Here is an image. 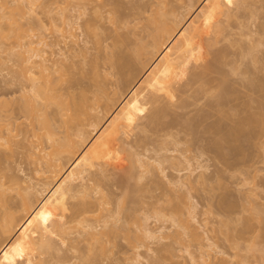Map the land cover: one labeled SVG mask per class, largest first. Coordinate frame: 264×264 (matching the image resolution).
<instances>
[{
  "label": "rangeland",
  "instance_id": "1",
  "mask_svg": "<svg viewBox=\"0 0 264 264\" xmlns=\"http://www.w3.org/2000/svg\"><path fill=\"white\" fill-rule=\"evenodd\" d=\"M158 1L160 2L157 4ZM33 2L37 14L28 16L30 19H27L26 15L21 18L19 12L14 14L18 24L24 19V27H27L25 32L28 34L34 30L35 34L42 33L49 42H54L55 38L59 40L56 30L57 25H60V15L57 12L65 9L66 14L72 15L75 11L77 13V10L82 11L85 8L86 11L83 10L85 13L80 20L84 25H82L84 33L78 39V46L71 41L65 47L62 44L64 51L67 52L61 64L63 66L50 76L53 80L50 85L58 92L54 89L53 91L61 96L56 95V104L52 100L54 103H50L49 100L45 108V113L50 118L49 125L44 123L45 126H41L39 123L42 120L40 118L44 120V111L39 119L35 117L41 115L39 112L47 102L45 105L43 102H37L38 107L40 104L44 106H41L35 116L31 114L28 100L33 99L31 98L33 96L29 94L31 97L27 99V91L25 92L27 98L25 93L23 94L25 88L22 91V87L27 86L25 79L27 77L22 75L25 77L22 78L19 73L21 78L17 77V74L14 75L18 72L19 66L18 63L14 64L15 60L14 63L13 59L11 62L5 61L7 58L5 52L9 53L8 51L16 46L18 34L10 37L12 35V29L10 30L8 25L10 18L5 20L3 18L4 25L1 23L3 28L8 25L11 34L3 28V33H7H2V37L0 33L2 46L0 58L7 62L5 64L2 58V61L0 60V105L3 107L0 109V139L5 137L8 140L3 138L0 140V182L6 183L2 186L4 189L0 187L6 189L2 191L3 193L0 192V197L4 200L6 197L7 200L3 201L0 198V202H6V207L8 206L6 208L0 205V243L3 244V248L0 246V264H136L134 258L137 252L143 257L139 264H146L148 256L150 262L148 264H198L201 261L198 258L205 250L215 254L217 259L227 260V264H240L239 262L264 264V89L263 87L260 88L261 91L257 89L260 85L264 86V0H33ZM41 5L49 9L46 14L56 19L55 24L48 23V16L42 12ZM158 5L168 20L167 22L164 20L166 24L183 21L180 24L182 32L174 27L180 32L181 38L183 37L179 38L183 45L177 48L178 51L184 48V51L180 50L181 55L178 54L177 45L174 46L178 44L177 40L179 41L175 39L177 31L169 30L168 25V30L173 32L166 31L164 36L162 33V37L157 34L162 39L164 37V43L160 44L162 41L160 40V46L154 45L153 40L156 39L157 43L159 41L155 33L153 39L151 32L156 29L154 23L150 25L149 21L152 19L151 13L158 19L164 17L160 11L155 15ZM10 7L12 6L5 9L9 11L12 9ZM74 9L76 10L72 11ZM8 14V17L11 16ZM34 16L42 19L44 17L43 20L48 23L44 22L47 24L44 29L39 30L36 24L31 23L35 19ZM182 17L183 20L180 19ZM26 22L32 28L34 26L33 30H30ZM172 25L171 23V28ZM24 27L21 26L23 30ZM17 28L15 30L18 31ZM158 29L164 28H157L160 33ZM24 34L26 36V33ZM31 34L33 32L29 35ZM173 37L174 40L171 42L170 39ZM142 44L145 48L141 47ZM8 46H12L10 50ZM159 47L163 49V54ZM17 49L16 47L15 50ZM78 49H83V53L86 51L84 54L87 55L83 59L82 50H79V54ZM254 55L258 59L257 57L252 59ZM181 56L186 63L181 61ZM13 58L15 59L14 56ZM9 65L13 67L11 70L14 73L9 69ZM7 69L11 72H7ZM257 94L260 95L259 99ZM251 95H255V99ZM57 104L59 107L63 105L61 109ZM74 106L76 110L71 112ZM62 107H66L65 111ZM66 111L69 114L74 113V120ZM94 115L96 117L99 115L103 120L104 118L106 120V117L110 118L106 133L113 134V138L106 134L109 137L106 140L111 139L112 143L102 141L99 145L94 144L95 147L87 146L86 150L82 145L79 147L81 143L75 134L78 130L84 129L85 132H89L88 135L94 137L96 130L89 124ZM67 120L70 121L67 123ZM63 121H66V124ZM4 122L10 124H7L8 127L12 125L13 130L8 128L9 134H6L7 126L4 127ZM11 130L12 134L15 133L12 135L13 138L10 135ZM35 132H40V136L42 132L43 134L46 132L47 135L53 134L52 139H48V136L47 139L45 136L42 138L43 135L40 139L37 135L39 137L35 139ZM63 135H67L65 137L69 141L72 139L71 143L73 140L76 143L69 144ZM36 142L48 151L60 149L55 150L53 155H50L53 151L50 154L48 152V157L50 155L55 159V162L54 159L51 160L54 164L61 160V165L66 167L70 174V178L66 179L62 187L69 184L74 191L85 180L88 187L102 189V192H105L102 198L106 202H101L102 214L99 212L100 207L96 208L98 212L94 211L98 203L95 202L98 193L86 200L83 197L87 202L84 205L89 209L84 213L81 210L84 201L82 202V197L78 196L80 194L74 198L68 197L69 199L62 196L65 201L61 200L60 193L54 194L55 197L53 195L48 197L49 187L45 190L42 181L51 179L52 174L48 170V174L46 171L45 174L42 169L46 170L44 160L50 157L46 159L47 154L44 153L46 157L42 159L38 151L33 155L32 147L37 145ZM64 142L67 143L63 144ZM58 143L65 146H62L63 148L60 146L61 149ZM75 146L80 148L78 150L82 157ZM45 150L43 151L47 152ZM56 153L57 159L60 160L54 157ZM135 153L142 154L140 156L142 159L150 160L154 165L153 172L145 176L147 179L145 177V180L141 179V182L136 176L139 173L136 169L137 162L136 165L133 164L136 161L132 157L136 156ZM39 155L43 162L39 161ZM79 158L85 159V162L82 160L84 162L82 166L86 170L83 173V180L79 176V179L76 177L78 168L72 166L75 161L79 162ZM159 159H163L160 166L155 162ZM186 159H189V163ZM131 161L136 172H129ZM198 164L202 165L204 171ZM198 167L203 172V179L197 176L201 172ZM190 170H193L189 177L193 180L192 189L188 191L186 186L179 188L173 185L177 190L171 186V180H177L179 177L182 179L181 177L185 175L183 178L187 179ZM132 172L134 177L131 175ZM53 177L52 179L58 175ZM26 182H42L41 185L35 183L34 190L39 191L34 192L32 200H28L30 196L26 197V201L30 203L25 202V193L23 198H20L24 191L18 186L23 187ZM58 187L60 186H57V189ZM61 188L58 192H64ZM181 193L185 194L183 201ZM3 194L4 197L1 196ZM98 201L100 202L99 199ZM192 204L195 206L196 212L193 214L196 215V220L189 214V205ZM117 205H120V212ZM177 205H180V208H177ZM105 207L110 210L114 208L112 211L115 212L118 210L120 220L115 223L118 232L111 231L110 235L107 233L102 237L101 243L105 246V249H102V246L99 248L98 241L96 246L88 244L90 242L86 243L85 237L77 235L76 232L81 231L83 227L82 223V225L78 223L80 217H88V220L94 223L100 215L102 218L106 213H103L104 209L107 210ZM69 209H74V212L72 210L70 213ZM107 217L105 214L104 218ZM171 217L176 219V223L182 218H186L185 222L188 219L187 222L197 228H195L197 238L177 225L181 224L182 220L174 225ZM76 218H79L78 221ZM110 220L109 224L113 223ZM96 222L94 225H97V229H103L98 226L102 220ZM115 224L110 226L116 229ZM158 225H163L164 230L166 227L170 229H166L169 235L166 240L160 241L161 245L156 241L152 243L153 240L145 237L143 232L144 227L155 229ZM208 244H212V247ZM86 245L95 247L92 246L93 249L90 250L91 246L87 248ZM190 253L198 261H192Z\"/></svg>",
  "mask_w": 264,
  "mask_h": 264
},
{
  "label": "bare ground",
  "instance_id": "2",
  "mask_svg": "<svg viewBox=\"0 0 264 264\" xmlns=\"http://www.w3.org/2000/svg\"><path fill=\"white\" fill-rule=\"evenodd\" d=\"M157 1V0H156ZM160 1H158L157 2V4L159 3ZM12 6V7H10V8H12V9H10L9 10V8H8V10L9 11H7L5 8H7L8 6H10L9 4ZM33 0H0V33H1V37H2V35L3 34H5V33H7V32H4L3 33V31H2V28H3V25H4V20L5 19H8V18H10V21L9 20H6V21H9V23H8V25L10 26V30L12 29V32L9 30L8 31V25H6L7 23L5 22V28H3V29H5L6 31H8V34L11 32L12 33V35L10 36V37H12L13 35L14 36H17V35H15V34H18V36H17V38H18V40H17V43H15V45L16 46H14V48L12 47V46H10V47H12V49H14V51L8 46V49L10 50V51H8L9 53H6L5 52V54H7V56L5 55V54H2V56L4 55V56H6L5 58V61L7 60L8 62L10 61L11 62V60L13 59V63H14V60H15V65H16V63H18L19 64V69H18V67H17V70H18V72H17V70H16V68H14L15 69V71L17 72V73H15L14 75L16 76V74H17V77H20L21 78V76L23 75V76H25V77H27V78H25V77H23L22 76V78H25L26 79V83H27V86L25 87H22V91H24L23 92V94L26 92V93H28L27 95H28V98H27V95H26V93H25V95H23V96H25L27 99H29V97H31L29 94H31L33 97H31V98H33V99H31V100H28V104H29V102H30V111H31V114L33 115V116H35V114H36V112L37 111H39L40 110V108H42L41 106L44 104L45 105V103H46V105H45V107L44 108H42V109H44V110H40V112H39V114H41L42 113V111H44L43 112V114H45L46 115V117H45V115H44V120H43V118H40V116H43L42 114L41 115H39V116H37L36 115V117L35 118H37V119H42L41 120V123H39V125H41V126H45V124L44 123H46L47 125H49L48 124V122L50 121V118L47 116V113H45L46 112V106H48V102H49V100H50V103H54L55 102V104H56V101H57V96H59L58 95V93L56 94L55 92L57 91L56 90V88L55 87H51V85L50 84H52V82H53V80H52V77L50 78V76H52L51 74L53 73V72H55V71H58L59 70V68L60 67H62L63 65H61L63 62H64V57H66V53L67 52H65L64 51V47L67 45V43L69 42V41H71V42H73V44L74 45H76V46H78V39L80 38V36H83V33H84V31H83V29H84V27L82 28V25L83 24H81L80 23V20H81V16H82V14H84L85 12L84 11H86L85 10V8L82 10V11H78L77 10V13H76V9H74V10H72V11H75V13H73L72 15L69 13V15L68 14H66L67 12H65L66 10L65 9H61V10H59L57 13L60 15L59 16V20H60V25L58 24L57 25V33H58V36L60 37V39L59 40H57L56 38H55V41L54 42H49V41H47L46 40V37L45 36H43V34L41 33V34H35V32H34V30H33V28H34V24H36L35 26H37L38 28H39V30L40 29H44L45 28V26L48 24V23H50V25H51V23H53V24H55V22H56V19L54 18V17H52V16H48L46 13H48L49 12V9H45L44 7H43V5H41L42 7H43V11L42 12H44L47 16H48V19H49V21H48V23L47 22H45V20H43L44 19V17H43V19H42V17H35V19H34V17H32V19H34L33 21H31V23H34L32 26H33V28L32 27H30V25H29V21L28 22H26L27 24H28V27H30L29 29L30 30H33L32 32H33V34H31V35H29L30 33H32L31 31H30V33L28 34L27 32H25V27H24V24H23V22H24V19H23V22L22 21H20V23L18 24L17 23V18H15L14 17V14H15V12H19V15H20V17L21 18H24L25 17V15H26V18L28 19H30V17H28V16H30V15H32L33 13H35V14H37L36 13V10H35V8L36 7H34L33 8ZM156 3V2H155ZM162 3V2H161ZM41 4H42V2H41ZM156 4V5H157ZM160 5V4H159ZM158 5V8L160 7ZM13 6H14V8H13ZM85 7V6H84ZM158 8H157V10L155 11V12H157L155 15H158V13H159V11H160V8H159V10H158ZM4 9V10H3ZM42 9V8H41ZM45 9V10H44ZM162 11V10H161ZM160 11V12H161ZM10 13L11 14V16H7V14L8 13ZM152 12V11H151ZM165 12V11H164ZM7 13V14H6ZM43 13V14H44ZM162 13V15L165 17H162V19L161 18H157V17H153L152 15L154 14V13H151L150 14V19H151V21H149V22H151L150 23V25H153V23H154V28L156 29V30H154V32H151L150 33V36L152 35L153 36V39H154V33H155V35H156V37H158V36H160V37H162V33H163V36H164V34H166V31H167V33H172L175 29H179L178 31H180L181 30V26L182 25H180V24H182L183 23V21H182V23H178V22H180V21H178L177 23H178V25H177V23H175V22H171L173 25H172V28H171V23H169L168 22V24H166V22L168 21L167 20V18H166V16L164 15L165 13H163V12H161ZM39 14V13H38ZM9 15V14H8ZM42 15V14H41ZM154 15V16H155ZM159 15H161V14H159ZM7 16V17H6ZM37 16V15H36ZM46 16V17H47ZM149 16V15H148ZM152 16V17H151ZM2 18V19H1ZM3 18H4V20H3ZM147 18H149V17H147ZM153 18L155 19H158L157 21L159 22L160 20V24L159 23H157V21H156V19L154 20V21H152L153 20ZM47 19V18H46ZM149 19V20H150ZM166 19V20H165ZM181 20H183V17L182 18H180ZM163 20V21H162ZM164 20L166 21V22H164ZM178 20V19H177ZM184 20L186 21V18L184 17ZM47 23V24H45V23ZM3 25H2V24ZM23 25H22V24ZM25 23V24H26ZM155 23H156V25H155ZM163 23V24H162ZM175 23V24H174ZM186 23V22H185ZM170 24V25H169ZM15 27H14V26ZM148 25H149V23H148ZM160 25V26H159ZM161 25H162V27H161ZM165 27H164V26ZM169 26V30H173V31H169L168 30V26ZM180 25V26H179ZM11 26H13V27H11ZM21 26L22 27H24V30L21 28ZM84 26V25H83ZM16 27H18L17 29H19L20 30V28H21V30H23V31H17V30H15V28ZM151 27V26H150ZM174 27H176L175 29H174ZM178 27V28H177ZM7 28V29H6ZM27 28V27H26ZM153 28V27H152ZM157 28H161V29H163V30H160V29H158V30H160L161 32L159 33V31H157ZM86 29V28H85ZM184 29V28H183ZM4 30V31H5ZM13 30H15V32H13ZM27 30V29H26ZM165 30V31H164ZM177 30H175V31H177ZM28 31V30H27ZM76 31H79V32H77L76 33ZM86 31V30H85ZM169 31V32H168ZM176 32V36L174 35V34H170V35H174L176 38L175 39H179V38H181V36H180V32H182V31H180V32ZM20 32V33H19ZM156 32H158V33H156ZM3 33V34H2ZM10 33V34H11ZM24 33H26V36H25V34ZM39 33H40V31H39ZM175 33V32H174ZM20 34V35H19ZM23 34V35H22ZM157 34H159L158 36H157ZM180 36V37H178V35ZM86 35V34H85ZM169 35V34H168ZM6 36V35H5ZM7 37V36H6ZM8 37H9V35H8ZM160 37H158V40L157 41H159L158 43L156 42V39L155 40H153V41H155V43H154V45L156 46V44H157V46H158V44L160 43V40H162L161 41V43L160 44H163L164 42H163V40H164V37H163V39L162 38H160ZM167 37V36H166ZM170 37H172V36H170ZM4 38V37H3ZM84 38H86L87 39V37H85L84 36ZM183 38V37H182ZM181 38V39H182ZM170 39V38H169ZM57 40V41H56ZM81 40L83 41V39L81 38ZM171 40V42H172V40H174V37H173V39L171 38L170 39ZM81 41V43H83ZM88 42V41H87ZM177 42H178V44H175L174 46H176V49L178 48V46H180V45H183V41L182 40H180L179 39V41L177 40ZM174 43V42H173ZM172 43V44H173ZM176 43V42H175ZM180 43V44H179ZM182 43V44H181ZM62 44H63V46H62ZM86 44V43H85ZM84 44V45H85ZM160 44H159V46H160ZM3 45V44H2ZM0 46H1V43H0ZM83 46V45H82ZM82 46H80V47H82ZM88 45H86V47H87ZM143 44H142V48H143ZM2 47V46H1ZM0 47V48H1ZM4 47V46H3ZM18 48L17 49V51L15 50V48ZM54 47V48H53ZM47 48H51L50 50H47ZM89 48V47H88ZM142 48H140L141 50H142ZM144 48H145V46H144ZM6 49V48H5ZM83 49H84V46H83ZM83 49H78V53H79V50H82L81 52L83 53ZM159 49V51L160 50H162L161 52V54H163V49L162 48H158ZM182 48H180L179 49V51H178V49H177V51H178V54H180L181 55V50ZM184 49V48H183ZM182 49V50H183ZM250 49H252V48H250ZM3 51H4V49H2ZM65 50H67L66 48H65ZM85 50H86V48H85ZM88 50V49H87ZM90 50V49H89ZM254 50V49H253ZM16 51V52H15ZM138 51H139V48H138ZM184 51V50H183ZM0 52H2V51H0ZM86 51H84V53H85ZM256 52V51H255ZM255 52H253V54L255 53ZM82 53H81V55H82ZM83 53V55H82V59H83V57H85L86 55ZM251 53V52H250ZM80 54V53H79ZM256 54V53H255ZM81 55H80V57H81ZM0 56H1V54H0ZM13 56L15 57V59L13 58ZM178 56V55H177ZM178 57H180V56H178ZM254 57H257L256 55H254L253 56V58L252 59H255ZM2 58V57H1ZM1 58H0V60H1ZM62 58V59H61ZM181 58H182V60L181 61H183V62H185L184 60H183V57L181 56ZM81 59V60H82ZM154 59V58H153ZM257 59H258V57H257ZM2 60L4 61V58H2ZM1 60V61H2ZM155 60V59H154ZM0 61V62H1ZM5 61H4V63H5ZM153 61V60H152ZM157 61V60H156ZM155 61V63H157ZM256 61V60H255ZM258 61V60H257ZM7 63V62H6ZM5 63V64H6ZM154 62H153V64H155ZM182 63V62H181ZM186 63V62H185ZM4 64V65H5ZM17 64V65H18ZM1 65H3V63H1ZM10 66V65H9ZM12 66H13V64H12ZM13 68V67H12ZM11 68V66H10V70L12 69ZM61 69V68H60ZM8 70V69H7ZM10 70H8L7 72H9ZM13 73H14V71L13 70H11ZM10 71V72H11ZM61 71V70H60ZM9 72V73H10ZM8 73V74H9ZM21 74V76L19 75V74ZM62 74V73H61ZM261 86V85H260ZM259 86V88H257V89H259V91H261L260 90V88H262L263 87V89H264V86H261L260 87ZM23 88H25L24 90H23ZM53 89L54 90H56V91H53ZM263 89H262V91H263ZM21 91V92H22ZM30 92V93H29ZM58 92V91H57ZM264 93V92H263ZM57 95V96H56ZM258 96V99H259V97H260V95H262V92H261V94L259 95V94H257ZM61 96V95H60ZM252 96V95H251ZM255 95H253L252 97H254ZM256 97V96H255ZM255 97H254V99H255ZM24 98V97H23ZM25 98V99H26ZM59 98H61V97H59ZM26 99V100H27ZM54 99V100H53ZM55 99H56V101H55ZM24 100V99H23ZM51 100L52 101H54V102H51ZM25 101V100H24ZM61 101V100H60ZM37 102H43V104H40V106L38 107V105H37ZM59 102V101H58ZM57 102V103H58ZM62 102H64V101H62ZM49 103V105H51ZM66 103V102H65ZM39 104V103H38ZM54 104V105H55ZM63 104V103H62ZM6 105V104H5ZM43 105V106H44ZM63 105H65V104H63ZM63 105H61V106H63ZM69 105V104H68ZM3 106V105H2ZM57 106H58V104H57ZM60 106V107H61ZM66 106V105H65ZM5 107V106H4ZM59 107V106H58ZM59 107V108H60ZM66 107H68V106H66ZM66 107L64 108V107H62V109L64 110V109H66ZM264 107V106H263ZM3 108V107H2ZM1 108V105H0V109H2ZM28 108V107H27ZM70 109H71V107H69ZM24 109V108H23ZM61 109V108H60ZM26 110V109H25ZM63 110H61V111H63ZM72 110H73V112H74V110H76V106H74V109H71V112H72ZM27 112H28V110H26ZM60 111V110H59ZM65 111V110H64ZM67 112V111H66ZM71 112H70V114H71ZM68 114H69V112H67ZM63 114V113H62ZM69 114V115H70ZM73 114L74 113H72L70 116L73 118ZM87 114V113H86ZM92 114V113H91ZM29 115V114H28ZM66 115V114H65ZM87 115H89V114H87ZM93 115V114H92ZM95 116V115H94ZM98 117H93L94 119L91 121V123H89L90 125H92V127H93V129L94 130H96V133H95V135H94V137H91V136H93V135H88L89 134V132H88V134H87V132H85V130L84 129H81V130H78L77 131V133L75 134L76 136L78 135V138H79V143H81V144H79V147L82 145V147L84 146L85 148L88 146H94V144H101L102 143V141H104L105 143H106V141H108V143L109 144H111L112 142H111V139L113 138L112 136H113V134L111 135L110 134V132H108V133H106L108 130H107V128L109 127V126H107L108 124H110V122H111V120H110V118L109 119H107V117H106V120H105V118H104V120H103V118L101 119L100 118V116L99 115H97ZM67 117H69L68 115H67ZM30 118H32V117H30ZM65 118H66V116H65ZM65 118H63V119H65ZM92 117L90 116V119H91ZM255 118V117H254ZM70 119V118H69ZM89 119V120H90ZM35 120V119H34ZM49 120V121H48ZM66 120V119H65ZM73 120H74V118H73ZM249 120H252L251 118H249ZM255 120L257 121V118H255ZM36 121V120H35ZM40 121V120H39ZM38 121V122H39ZM47 121V122H46ZM70 121V120H69ZM68 120H67V123L69 122ZM43 122V123H42ZM63 122H65V124H66V121H63ZM107 122H108V124H107ZM9 123H10V121H9ZM9 123H7L6 122V124H5V122H4V127L5 126H7L5 129V131H6V134L8 133H10L9 131H10V129H8L9 127H8V125H10ZM52 123V122H51ZM8 124V125H7ZM38 124V123H37ZM44 124V125H43ZM2 125V126H3ZM52 126L54 125V124H51ZM68 125H70V124H68ZM1 126V127H2ZM11 127H12V125H11ZM10 127V128H11ZM113 127V126H112ZM3 128V127H2ZM34 128V127H33ZM52 128V127H51ZM12 129V128H11ZM36 129V128H35ZM9 130V131H8ZM13 130V129H12ZM12 130H11V136L13 135V134H15V133H13L12 134ZM50 130V129H49ZM49 130H47V133H48V131ZM5 131L3 132L4 134H5ZM8 131V132H7ZM34 131H36V130H34ZM65 131H67L68 132V130H65ZM37 132V131H36ZM35 132V133H36ZM53 132V131H52ZM52 132H50V133H52ZM67 132H66V134H67ZM40 133V132H39ZM39 133H36V134H34V135H36L35 136V139H36V137H37V139H38V137L40 136L39 135ZM46 132H44V134H43V132H42V138H44V136H45V138L47 137L48 139H52V135L50 134H48L47 135V133L45 134ZM68 133H70V132H68ZM41 134V133H40ZM55 134V133H54ZM71 134V133H70ZM106 134H109V137H111V139H108V140H106V138H109V137H107L108 135H106ZM37 135H39V136H37ZM106 135V136H105ZM111 135V136H110ZM6 136V135H5ZM8 137H9V135H7ZM41 136L39 137V139L41 138ZM64 136V138L65 139H68V138H66L65 136H67V135H63ZM71 136V135H70ZM14 136H12V138H13ZM55 137V136H54ZM53 137V138H54ZM69 137V136H68ZM4 140H6L5 139V137H2ZM1 138V139H2ZM7 138V137H6ZM9 138H11V137H9ZM8 138V139H9ZM46 138V139H47ZM56 138V137H55ZM60 138V137H59ZM62 138V137H61ZM70 138V137H69ZM101 138H103V139H105V140H102ZM0 139V140H1ZM58 139V138H57ZM59 140V139H58ZM72 140V139H71ZM70 140V141H71ZM101 140V141H100ZM6 141H8V140H6ZM5 141V142H6ZM14 141V140H13ZM12 141V142H13ZM41 142V140H38V142ZM66 141H69V139L68 140H66ZM69 141V144H71L72 145V143L73 142H75L74 140L72 141V143ZM77 141V140H76ZM11 142V143H12ZM58 142V141H57ZM61 142H62V140H61ZM103 142V143H104ZM4 143V142H3ZM10 143V144H11ZM34 143V142H33ZM32 143V144H33ZM37 143V142H36ZM65 143H67V142H64L63 144H65ZM76 143V142H75ZM107 143V144H108ZM10 144H9V146H10ZM41 144V143H40ZM59 145V147L61 146V144L62 143H58ZM69 144H68V146H69ZM75 145H77V144H75ZM33 146V145H32ZM62 146H65V145H62ZM61 146V147H62ZM6 147V146H5ZM31 147V146H30ZM52 147H54L53 146V144H52ZM60 147V148H61ZM76 147V146H75ZM74 147V148H75ZM77 148L76 150L79 152V150H80V148ZM95 147V146H94ZM44 147H42L41 148V146H39V143H37V145L35 144V146H33L32 147V149L34 150L33 152H34V154L33 155H35L36 154V152L38 151L39 152V154L40 155H42L41 156V158L43 159V157L45 158L46 156V159L47 158H49L50 157V155H53L54 153H55V150H57V149H54V151L53 150H50V151H48V150H45V148L43 149ZM63 148V147H62ZM61 148V149H62ZM69 148V147H68ZM73 148V149H74ZM85 148H84V150H85ZM79 149V150H78ZM43 150H45V151H47V152H44ZM60 149L58 148V150L57 151H59ZM86 150H87V148H86ZM53 151V152H52ZM70 151V150H69ZM75 150H73V153H75L74 152ZM83 151V150H82ZM29 152H31V150L29 151ZM43 152V154H41ZM48 152H49V154L52 152V154H50L49 155V157H48ZM47 154L46 156H45V154ZM80 153V156L82 155L81 154V152H79ZM78 153V154H79ZM87 153H88V151H87ZM134 153V152H133ZM142 153V152H141ZM83 154H86L85 152H83ZM136 154V153H135ZM40 155H39V158L38 157H36V160H38V159H40L39 161H41V158H40ZM76 155V154H75ZM132 155V154H131ZM142 155V154H141ZM140 153L139 154H136V156L134 157V156H132L133 157V159H134V165H136L137 166V168L136 169H138L137 171H139V173H137L136 174V176H138L137 177V179L139 180L140 179V182H141V179H144V177L146 176V175H149L150 173H152L153 172V167H154V165H153V163L149 160H146V159H142L140 156ZM58 155H57V153H56V156L54 155V157L57 159L58 157H57ZM80 156H77V158L78 157H80ZM83 156V155H82ZM81 156V157H82ZM168 156V155H167ZM167 156H166V158H167ZM169 156H171V155H169ZM52 157V156H51ZM49 158V159H47V160H44V163L47 165V167H46V170H45V168L44 169H42L44 172L46 171L47 172V170H48V172H50L52 175H51V179H44V180H46V181H42V182H35V183H38L39 185H41V183H42V186H43V184H44V188H45V190H48V189H46L47 187H49V193H50V195H48V197L50 196H54V194L56 195V193H57V195H58V193H60L61 195V200L63 199V201H65L64 200V198H62V196L64 197L65 196V198H67V199H69V198H74V196L76 197V195H78V194H80V195H78V196H81L82 198V202L84 201V199H83V197L85 198V200H86V198H89V196H91L92 197V195H94L95 193L97 194L98 193V196L96 197V201L95 202H98V203H96L97 204V206L95 205V209L97 208H99V210H101V211H99L100 212V214H102L101 212H102V209H103V207L101 206L102 205V203H104V202H106V200L104 201L103 200V196L105 195V192H102V189H99L100 190V192H101V194H99L100 192H99V190H97L96 188H91V187H88V184H86V182L87 181H85L84 180V183H82L80 186H77V187H79L78 189L77 188H75L74 189V191H73V187L72 186H70L69 184H67L66 186L67 187H65V186H63L62 187V184L63 183H66V179L67 178H70L69 176H70V174L68 173V170H67V168L66 167H64L63 165H61V163H60V158L59 159H57V160H60V161H58V163H51L52 161L51 160H53L54 158ZM75 157V156H74ZM145 157H146V155H145ZM38 158V159H37ZM136 158V159H135ZM146 158H148V157H146ZM169 158H171V157H169ZM75 160H76V158H74ZM36 160H34L35 162H36ZM85 160V159H83V158H81V160H80V158H79V162H78V160H77V162L75 161V163L74 164H72V166L73 165H75L74 167L75 168H78V170H77V172H76V174H77V178H78V176H79V178L81 177V179L83 180V173H85L84 171H86L85 170V168H83V166H82V162ZM46 161V162H45ZM80 161H81V163H80ZM132 161H131V167H130V165H129V167H130V170H129V172L130 171H133V172H136V171H134V169H133V167L134 166H132ZM161 161H163V159L162 160H155V162H157V164H158V166H160V164H162V162ZM186 161H187V163H189V159H186ZM41 162H43V161H41ZM54 162H55V159H54ZM85 162V161H84ZM83 162V163H84ZM137 162V163H136ZM40 163V162H39ZM136 163V164H135ZM56 164H58V165H56ZM64 164V163H63ZM65 165V164H64ZM82 167V168H79V167ZM127 166V165H126ZM198 166H200L201 168H202V165H199L198 164ZM73 167V168H74ZM128 167V166H127ZM195 167V166H194ZM200 167H198V168H200ZM204 167V166H203ZM135 168V167H134ZM161 168V167H160ZM197 168V169H198ZM201 168L199 169L200 171H201ZM39 169V168H38ZM129 169V168H128ZM135 169V170H136ZM158 169V168H157ZM156 169V170H157ZM203 169V168H202ZM127 170V169H126ZM43 171H41L40 170V172H42V173H44ZM128 171V170H127ZM161 171V170H160ZM198 171V170H197ZM203 171H204V169H203ZM46 172H45V174H46ZM48 172H47V174H48ZM129 172L127 173V174H129ZM132 172V176L134 177V173ZM192 172H193V170H190V172H189V174L187 175L188 177H187V179L186 178H183V177H185V176H183V177H181L182 179H180V177H179V179H177V180H174V181H170V183L172 184L171 186L172 187H174L173 185H175L176 187H178L179 186V188H180V186H186L185 188L188 190H190V189H192L193 188V185H192V181L193 180H191L189 177H190V175L192 174ZM42 173H40V175L42 174ZM131 173V172H130ZM162 173V172H161ZM69 174V175H68ZM156 174V173H155ZM164 174V173H163ZM58 175V177H56V178H54L55 176H57ZM130 175V174H129ZM165 175V174H164ZM48 176V175H47ZM54 176V177H53ZM135 176V177H136ZM197 176H201V177H199L200 179L202 178L203 179V177L202 176H204L203 175V172L201 171ZM52 177L54 178V179H52ZM129 177H131V176H129ZM47 178V177H46ZM78 178V179H79ZM146 178V177H145ZM154 178V177H153ZM1 179V178H0ZM84 179H85V177H84ZM137 179H136V181H137ZM147 179V178H146ZM155 179V178H154ZM185 179V180H184ZM145 180V179H144ZM197 180V179H196ZM199 180V179H198ZM1 181V180H0ZM25 181V180H24ZM27 181V180H26ZM152 181H154L153 179H152ZM156 181V180H155ZM3 183H1L0 182V187H2L3 185H5L6 183L4 182V181H2ZM83 182V181H82ZM34 182L33 183H31V182H26V184H25V186H18L19 187V189H22L24 192H22L21 194H20V198H23V196H24V194L23 193H25V202H29L30 200L29 199H31V197L33 196V194H34V192L35 191H39V190H34V189H36V184H35ZM47 185V186H46ZM64 185V184H63ZM7 186H9V185H7ZM46 186V187H45ZM57 186H60V187H58V189H60L61 187V189H63L64 190V192H58V189H57ZM69 186L71 187V188H69ZM169 186V185H168ZM166 187H167V185H166ZM172 187H171V189H172ZM176 187H174V188H176ZM3 189H4V187H2ZM168 188H170V186L168 187ZM167 188V189H168ZM172 189L173 191L175 190V189ZM184 188V187H183ZM3 189H0L1 191V193H3L2 191H6V189L5 190H3ZM177 189V188H176ZM178 190V189H177ZM188 190V191H189ZM169 191H170V189H169ZM176 191V190H175ZM41 192V191H40ZM51 192H52V194H51ZM0 193V194H1ZM5 193V192H4ZM62 193H63V195H62ZM64 193L66 194V195H64ZM104 193V194H103ZM23 194V195H22ZM26 194H27V196H26ZM36 194V193H35ZM182 195V201H183V196H185V194L184 193H181ZM184 194V195H183ZM4 195L5 194H3V195H1V196H3L4 197ZM68 195V196H67ZM30 196V197H29ZM34 196H36V195H34ZM96 196V195H95ZM100 196H101V198H100ZM187 196V195H186ZM26 197H29L28 198V200L29 201H26ZM55 197V196H54ZM57 197V196H56ZM69 197V198H68ZM1 199H2V197H0ZM5 198V200L4 199H2L3 201H7L6 200V197H4ZM35 198V197H34ZM100 200V202L98 201V199ZM186 198V197H185ZM193 198V197H192ZM1 199H0V201H1ZM59 199H60V197H59ZM66 199V200H67ZM102 199V200H101ZM32 200V199H31ZM250 200V199H249ZM249 200H247V201H249ZM103 201V202H102ZM181 201V202H182ZM102 202V203H101ZM108 202V201H107ZM4 202H0V205L1 206H5L6 207V202L3 204ZM30 203V202H29ZM31 203H32V201H31ZM109 203V202H108ZM194 203V202H193ZM86 205L87 204V202H83V204H81V206H83V205ZM107 204V203H106ZM191 204V203H190ZM30 205H32V204H30ZM84 205V206H85ZM81 207V210H82V212L84 213L85 212V210H87L88 208H87V206H85V207ZM103 206H105L104 204H103ZM118 206V205H117ZM187 206V205H186ZM8 207V206H7ZM6 207V208H7ZM32 207V206H31ZM30 207V208H31ZM119 207H120V205L118 206V210H119V212L121 211V209H119ZM124 207V206H123ZM176 207V206H175ZM180 208V205H177V208ZM5 208V209H6ZM57 208V207H56ZM82 208H85V209H82ZM107 210L105 211V209H104V211H103V213H105L106 214V216L108 215V217H110V218H108L107 217V219L106 218H104L105 217V214L102 216V218H101V215H100V218L99 219H96V221L97 220H102V222H99L100 224H98V226H100L101 228H103V229H97V225H94V223L96 224L97 222L95 221L94 223L93 222H91L90 220H88V217H85V216H82V217H80V219L81 220H79V222L78 223H80V225H82L83 227H81L82 229H81V231H79V230H77V235H80L81 237H85V239H86V243H88V242H90V243H88V244H93V245H95V244H97L96 243V241H98V244L100 243V246H99V248H101V246L103 247L102 249H105V246H103L104 245V243L102 244L101 242V240H103V236L104 235H107V233L109 234V232H110V234L112 233V232H115L116 233V230H117V232H118V226L115 224V223H117L118 222V220H120L119 219V215L118 214H120L119 212H118V210L115 212V211H112L113 209H109V208H107V207H105ZM122 208V207H121ZM189 208H190V210H189V214H191L190 216L192 217V219H195L196 220V215L195 214H193V213H195L196 211L194 210L195 209V206H194V204H192L191 206L189 205ZM188 208V209H189ZM32 209V208H31ZM94 209V211H97V209L95 210ZM109 209V210H108ZM123 209V208H122ZM187 209V210H188ZM70 210V213H71V211L72 212H74V209H69ZM81 210H80V212L79 213H81ZM84 210V211H83ZM32 211V210H31ZM87 211H89V209L87 210ZM86 211V212H87ZM97 211V212H98ZM69 212V211H68ZM108 212V213H107ZM59 213V212H58ZM79 213H77L78 214V216H79ZM110 213V214H109ZM118 213V214H117ZM76 214V215H77ZM117 215V216H116ZM181 216V215H180ZM77 217V216H76ZM112 217V218H111ZM174 217V216H173ZM178 217H179V214H178ZM121 218V217H120ZM175 218V217H174ZM181 218V217H180ZM77 219H79V218H76V220ZM111 219V220H110ZM113 219V220H112ZM171 219H172V217H171ZM184 219V220H183ZM185 219L186 218H182V219H180V220H182L181 222V224H177L180 220H178V222L176 223V219L174 220V219H172V222L174 223V225H175V223L177 224V225H179L180 227L182 226V229H184L185 230V232H190V234L194 237V238H197V236H198V233L195 231L196 229L194 228V227H192L187 221H188V219L186 220V222H185ZM108 220H110L111 222L113 221V223L116 225V229H113V223H111V224H109V221ZM78 221V220H77ZM114 221H116V222H114ZM108 222V223H107ZM82 223V224H81ZM93 223V224H92ZM103 225H102V224ZM109 224V225H108ZM110 225H112V226H110ZM193 225V224H192ZM110 226V227H109ZM165 226V225H164ZM172 226V225H171ZM115 227V226H114ZM166 227V226H165ZM166 229H169L168 227H166ZM164 230V227H163V225L162 226H157V228L155 227V229H150V228H147V227H144L143 228V232H144V235H145V237H147L148 239H150V240H153L152 241V243L154 242V241H156V242H162V240L164 241V240H166L167 239V236L169 235H167V233H166V231L167 230ZM115 230V231H114ZM170 230V229H169ZM78 231H79V233H78ZM112 231V232H111ZM173 232V231H172ZM184 232V233H185ZM114 233V234H115ZM182 233V232H181ZM83 234V235H82ZM109 234V235H110ZM179 234V233H178ZM76 235V236H77ZM113 235V234H112ZM171 235V234H170ZM79 237V236H78ZM77 238V237H76ZM166 238V239H165ZM170 238V237H169ZM78 239V238H77ZM84 239V238H83ZM84 239V240H85ZM100 241V242H99ZM104 242V241H103ZM160 242V244L159 245H161L162 243ZM85 243V244H86ZM1 245V247L3 248V244L2 243H0ZM157 244V245H158ZM164 244V243H163ZM93 245H86V246H88L87 248H89V246H93ZM96 246V245H95ZM95 246H93V247H95ZM208 246L209 247H212V244H208ZM1 247H0V252H1ZM89 248L90 250L91 249H93V247L92 248ZM150 248H152L151 246H150ZM150 248L148 247V249L150 250ZM88 249V250H89ZM153 249V248H152ZM158 249V248H157ZM154 251V250H153ZM158 251V250H157ZM190 255H191V260L192 261H196L197 259H195V257L190 253ZM147 257V256H146ZM149 257V256H148ZM148 257L146 258V264H148V263H150L149 262V259H148ZM142 255H141V253H139V252H137L136 253V256H135V258H134V263H136V264H139L140 262H141V260H142ZM198 259H200L201 261H199V263L198 264H227L228 262H227V260H225V259H222V258H219V259H217V257H216V255L215 254H212L210 251H203V252H201V254H200V257L198 258ZM198 261V260H197ZM237 263H238V261H237ZM240 264H241V262H239ZM144 264V263H143Z\"/></svg>",
  "mask_w": 264,
  "mask_h": 264
}]
</instances>
